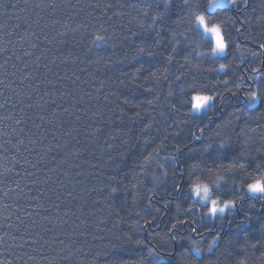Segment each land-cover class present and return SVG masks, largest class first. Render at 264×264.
I'll use <instances>...</instances> for the list:
<instances>
[{
    "label": "snow or ice",
    "instance_id": "1",
    "mask_svg": "<svg viewBox=\"0 0 264 264\" xmlns=\"http://www.w3.org/2000/svg\"><path fill=\"white\" fill-rule=\"evenodd\" d=\"M63 6L73 7L70 4ZM34 7L55 11V5L47 3L36 4ZM90 7L103 8L101 18L106 16L108 22L116 21L120 28L119 35L115 32L109 34L101 25L105 35H95L93 41L98 49L102 47L111 55L89 61L96 66L97 73L105 74L96 88L97 92L114 85L105 99L108 100L109 96L116 98L109 112L116 114V119L121 123L118 131L126 137L120 142V145L125 146V151H117L115 155L121 159L127 155L128 149H139V155L131 161L132 178L135 180L140 175L148 176L152 184L147 192H139L136 184L131 185V206L127 199L121 201L119 210L108 205V217H115L112 228L106 233L110 237L108 251L132 253L147 247L144 259H151L152 264H168L170 257H175L172 264H247L249 250L264 248V222L250 229L241 227L257 218L250 211L256 207L254 201L259 200L264 206V188H256L252 184L255 178L249 182L248 171L252 168L254 172H259V176L264 175V0H135L134 3L123 0L118 7L122 13L129 15L127 23L117 21L116 16H107L112 4L96 3ZM52 23L57 22L53 20ZM86 26L81 24L79 27ZM31 28L32 24H29L28 29ZM12 35L11 32L0 33V75L3 76L0 79V94L12 89L17 76L20 77L18 86L21 90L39 86L33 84V78L35 70L40 68L43 53L31 63L27 62L39 47V41L33 39L25 42V47L17 51L15 44L8 39ZM28 35L34 34L28 32ZM58 35L63 37L67 32ZM17 39L23 40V37ZM9 43H13L11 51ZM10 61L15 69L11 72L8 71ZM9 77L11 80L5 83ZM52 83V80L46 79V84ZM122 88L142 99L134 102L120 92ZM20 96L21 92L13 91L12 98L6 97L0 103V109L9 105L15 109L19 103L22 105L21 112H25L41 109L47 103H55H26ZM40 99L43 100V97ZM233 101L237 103L233 104ZM63 111L67 112L68 109ZM128 112L132 115H127ZM125 117L138 125L134 139L130 135L131 129L124 125ZM11 118V114L3 117L5 121ZM40 120L44 122V117L41 116ZM22 124L23 119H16L13 132L0 133V136L22 137ZM95 131L99 134L98 129ZM28 143L35 145L38 141L33 137ZM120 145L109 143L106 147L112 150ZM22 146H25V140L18 138L16 143L5 147L3 151L8 153L11 149L20 153ZM165 146L170 147L171 151L161 157ZM23 150L31 157V150L27 147ZM51 151L49 147L43 156ZM182 154H191L194 158L185 163ZM112 159L110 156L109 160ZM257 159L260 162H256ZM250 161L254 163L250 164ZM11 162L12 166L5 168L0 175L7 176L16 166L21 165V159L17 156H13ZM38 163H33L30 158L23 159L28 178H33L35 172L27 169L41 170L37 167ZM153 165L155 171L152 170ZM137 168L139 171H136ZM196 173L204 177L215 176L210 181L211 185L223 193H232L233 198L224 199L222 204L213 199L206 213L199 217L193 216L197 204L193 203L187 208L183 204L192 197L205 202L210 192L208 183L199 178L192 181ZM40 183L34 180L33 186L27 187L28 193H37L29 197L31 200H39L45 195L37 186ZM42 183L47 185L48 180ZM120 190L119 184L105 186L107 198ZM9 194L8 189L3 191V197ZM245 202L248 203L247 210L243 208ZM173 205L175 211L170 226L163 234H153L151 229L157 218L171 212ZM238 205L243 214L236 220ZM19 211L31 218L32 213L25 209ZM121 211L125 216H135L127 231H122L125 216L120 215ZM217 213L221 214L218 217L221 222L209 224L208 220L216 217ZM11 215L14 213L10 212ZM181 216L185 218L181 219ZM226 218L227 224L222 222ZM8 219V216L4 217L5 221ZM16 221L3 225L5 231H19L24 221L19 216H16ZM79 223L84 225L85 220L81 219ZM194 223L197 226L194 227ZM187 229L190 232L185 235ZM24 233L32 235L29 227H24ZM253 233L260 235L254 237ZM192 234L198 235L201 241L206 236H211V240L207 247H200ZM101 238L95 235L92 237L93 241ZM12 239L15 241L16 237ZM21 239V243L14 245L21 251L26 246L31 248L32 253L51 247L47 240L40 243L39 239ZM57 239L53 238V245ZM253 239L255 243H251ZM184 240L188 241L187 246L181 243ZM153 241L156 243L152 244ZM157 247L161 251H157ZM73 250L76 251L75 247ZM108 251L103 255L107 256ZM261 256L264 257V252H261ZM33 259L34 255H27V261ZM41 259L46 257L41 256ZM0 264L11 262L0 261ZM139 264H144V261L141 260Z\"/></svg>",
    "mask_w": 264,
    "mask_h": 264
},
{
    "label": "trees",
    "instance_id": "2",
    "mask_svg": "<svg viewBox=\"0 0 264 264\" xmlns=\"http://www.w3.org/2000/svg\"><path fill=\"white\" fill-rule=\"evenodd\" d=\"M121 2L123 0H0V33L11 32L13 34L8 39L15 44L17 51L25 47V42L33 39L39 41V47L34 50V55L27 61L28 63L35 60V57L42 56L43 53L40 68L35 70L33 78V84L39 86L35 89L21 90L18 86L20 77L17 76L16 81L12 83V89L0 94V103H3L6 97L12 98L13 91L21 92L19 98L26 103L55 101L54 104H44L41 109L25 112H21L22 105L19 103L16 104L15 109L11 105L0 109V133H12L16 119H23V124L20 127L24 128L22 137L9 135L5 138L0 136V173H3L5 168L12 166L11 158L13 156L21 159V165L16 166L11 173L7 176L0 175V237H3L0 240V261L25 264L27 255H34V259L27 261V264H113V262L115 264H139L141 260L144 261V264H152L151 259L149 261L144 259L147 256V247L142 251L132 253L117 250L108 251L110 237L106 235L108 229L112 228L115 222L114 216L108 217V205L119 210L121 201L127 199L128 205L131 206L132 184L137 185L139 192H147L152 187L151 179L148 176L140 175L135 180L132 178L131 161L133 157L139 155V149H128L125 157L121 159L116 157L117 151H125V146L120 145V142L126 137L123 132L118 131L121 128V123L116 119V114L109 112V109L115 105L116 98L109 96L108 100L105 99L110 90L114 89V85L97 92L96 88L99 87L105 74L97 73L96 66L89 63V61L96 60L97 57L107 58L111 55L102 47L98 49L93 41L95 35H105V32L101 30L102 24L109 34L115 32L119 35L120 33L116 21L108 22L106 16L101 18L103 8L93 9L90 5L112 4L113 7L107 12V16H116L117 21L122 20L127 23L130 17L127 13H122L118 7ZM127 2L134 3L135 0H127ZM40 3L55 5V11L51 8L34 7ZM69 4L73 7L63 6ZM53 20L57 23L53 24ZM29 24H32L31 29H28ZM81 24L87 26L79 27ZM71 29H77V31L73 32ZM28 32L34 35L29 36ZM61 32H67V35L61 37L58 35ZM18 37H23V40H18ZM13 43H9L10 51ZM0 63H2V59H0ZM12 63V61L9 62V72L15 70L12 68ZM0 79H3L2 75H0ZM46 79L52 80L53 83L46 84ZM9 80L11 77L5 80V83ZM120 92L128 95V98L133 99L134 102L142 99L127 89L122 88ZM40 97H43V100ZM13 102L16 103L15 100ZM232 103L236 104L237 101ZM65 108L68 109L67 112L63 111ZM10 114L12 118L5 121L3 117ZM127 115L130 116L132 113L128 112ZM41 116L44 117V122L40 120ZM124 125L131 129L130 135L134 139L138 132V125L128 121L126 117ZM250 126L254 127L255 125ZM96 129L99 130V134L95 131ZM16 130L18 131V129ZM33 137L38 141L35 145L28 143ZM18 138L25 140V146H22L21 152L16 153L10 149L8 153H4L3 149L16 143ZM109 143L120 145V147L109 150L106 147ZM24 147L32 151L31 157H28L27 152L23 150ZM49 147L52 148V151L43 156ZM167 151H171V148L165 146L161 157ZM41 156H43L42 160ZM110 156L113 157L112 160H109ZM24 158H30L33 163L39 161L37 167L41 169L40 171L27 169L35 172L33 178L26 176L23 166ZM193 158L194 156L191 154H182L185 163ZM256 162H260L259 159ZM251 163L254 161H250ZM116 165H120V167L117 168ZM48 169H52V171L49 172ZM152 170L155 171V165ZM136 171L139 169L137 168ZM248 171L250 173L249 182L259 176V172H254L252 168H249ZM185 175L187 176V172ZM197 178L209 184L211 198L216 199L219 204H222L224 199L233 198L232 193H223L222 190H217L215 186L211 185L210 181L215 179V176L204 177L196 173L192 177V181L195 182ZM46 179L48 184L43 185L42 182ZM34 180L41 182L37 186L40 187V191L45 192V195L39 200L29 198L37 194L35 191L27 192V187L33 186ZM116 184L120 185V192L107 198L105 186H116ZM5 189L9 190L8 197H3ZM68 193L71 195L69 196ZM57 196L60 197L59 200L56 199ZM193 203L197 204L193 216L199 217L202 213L207 212L208 206L200 204L194 197L183 204V207L187 208ZM254 203L256 207L250 211L257 218L241 227L250 229L260 222H264V206L259 200ZM5 205L8 207L5 208ZM243 208L248 209L247 202L244 203ZM19 209H25L32 213L31 218ZM174 211L175 206L173 205L171 212L159 216L151 232L163 234L170 226ZM10 212L14 215L9 216ZM242 214L238 205L235 219L239 220ZM120 215L125 216V213L121 211ZM6 216L9 217L7 221L4 220ZM16 216H19L24 224L19 228V231L8 229L6 232L3 225L17 223ZM219 216L217 214L216 217H212L208 223L221 222L218 219ZM180 218L185 217L181 216ZM81 219L85 220L84 225H80ZM134 219V214L125 216L122 231H127ZM188 219L190 220L191 217ZM62 221H66V223H62ZM222 222L227 224V218ZM193 226L197 225L194 223ZM24 227L31 229V236L24 233ZM49 228L52 231H46ZM200 231L203 232L204 229L201 228ZM189 232L190 229H187L184 234L188 235ZM94 235L102 238L93 241ZM259 235V233H253L254 237H259ZM13 236L16 237L15 241L12 239ZM21 237L23 240L39 239L40 243L47 240L51 247L41 249L38 253H32L31 248L26 246L21 251L14 247L15 244L22 242ZM54 237H58V239L53 245ZM192 238L197 241V246L200 247H207L211 240V236H206L201 241L196 234H192ZM73 242H75L74 245ZM255 242V239L251 241V243ZM155 243V241L152 242V244ZM181 243L187 246L188 241L184 240ZM151 246L149 245V247ZM74 247L76 251L73 250ZM61 249L63 251H60ZM156 250L161 251L158 247ZM105 251H108L107 256L103 255ZM163 251L166 252L167 249ZM261 252H264V248L256 251L249 250L247 264H264ZM98 253L100 254L98 255ZM41 256L46 259H41ZM17 257H21V259L17 260ZM174 259L175 257H170L168 264H172Z\"/></svg>",
    "mask_w": 264,
    "mask_h": 264
},
{
    "label": "rangeland",
    "instance_id": "3",
    "mask_svg": "<svg viewBox=\"0 0 264 264\" xmlns=\"http://www.w3.org/2000/svg\"><path fill=\"white\" fill-rule=\"evenodd\" d=\"M258 184H259V187H260V188H264V180L258 182ZM202 194H203V193H201V195H202ZM194 198L196 199V197H194ZM196 200H197V199H196ZM211 200H213V199L211 198V193L209 192V196H208L207 201H205V202H199L198 200H197V201H198L200 204L210 206V202H211ZM217 214H218V215H221V214H219V213H217Z\"/></svg>",
    "mask_w": 264,
    "mask_h": 264
},
{
    "label": "clouds",
    "instance_id": "4",
    "mask_svg": "<svg viewBox=\"0 0 264 264\" xmlns=\"http://www.w3.org/2000/svg\"><path fill=\"white\" fill-rule=\"evenodd\" d=\"M260 180H264V175L257 176V177L252 181V184H253L256 188H260V187H259V184H258V181H260Z\"/></svg>",
    "mask_w": 264,
    "mask_h": 264
}]
</instances>
